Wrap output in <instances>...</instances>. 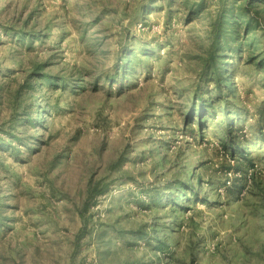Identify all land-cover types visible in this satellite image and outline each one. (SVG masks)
I'll return each mask as SVG.
<instances>
[{
  "label": "rangeland",
  "instance_id": "rangeland-1",
  "mask_svg": "<svg viewBox=\"0 0 264 264\" xmlns=\"http://www.w3.org/2000/svg\"><path fill=\"white\" fill-rule=\"evenodd\" d=\"M0 93V264H264L263 0H0Z\"/></svg>",
  "mask_w": 264,
  "mask_h": 264
},
{
  "label": "trees",
  "instance_id": "trees-1",
  "mask_svg": "<svg viewBox=\"0 0 264 264\" xmlns=\"http://www.w3.org/2000/svg\"><path fill=\"white\" fill-rule=\"evenodd\" d=\"M264 2V0H263ZM249 4L253 5L254 4V0H249ZM251 17L253 16V14L250 15ZM221 20H222V17H221ZM250 22V21H249ZM246 30L250 28V23H247L244 27ZM232 30L235 31V33H237V31L239 32V25L236 21H233L232 22V27H231ZM218 34V33H216ZM210 57L211 59L215 60V56H214V53L211 52L210 53ZM31 68H30V72L27 73V77L26 79L21 82V84H17L16 88H17V92L18 93H21V92H24V91H29L30 92V87L33 86V78L36 77V78H40L42 77L43 75H41L42 73V68H43V64L42 63H34L33 65H30ZM223 68H224V63L222 64H219V66H217V70L215 71L216 73V79H217V89L219 90V92H221L223 90V88H228L230 87V83L232 82V77L231 76H225V72H223ZM18 79V78H16ZM13 88H14V84H11V83H8L6 85V91H7V97L12 94L13 92ZM16 95V94H15ZM0 96H1V93H0ZM1 98V97H0ZM210 105L211 106H214V101L209 99L208 100ZM215 107V106H214ZM216 108V107H215ZM43 109H46V112L43 114L41 112V110ZM208 114V111H205L203 112V116H201L202 118V121L204 120L205 116ZM52 110L50 109V106L48 104H46L45 102L40 104L39 106L37 105V107H35L34 111L27 117V120L32 122L35 126V128H38L40 129L39 127H43L44 129H50L51 127V124H52ZM191 115L193 116V111L191 113ZM202 125L203 123H200V128H202ZM12 131V130H11ZM13 132V131H12ZM11 132V135H13L14 139H19L20 135L17 133V132ZM38 133H42L41 132H38ZM41 138H45V133H42V135H40ZM52 135L49 136V138H51ZM12 139V142L13 140ZM224 142V141H223ZM226 144H232L234 145L235 144V148L237 149H242L244 147V145L240 142L236 143L235 141H233V143H229V142H226ZM243 150V149H242ZM199 179V178H198ZM190 186V189L192 190L194 188L193 185H189ZM171 202H176V199L175 197L171 199ZM183 204L182 201H180V205ZM182 206V205H181Z\"/></svg>",
  "mask_w": 264,
  "mask_h": 264
}]
</instances>
